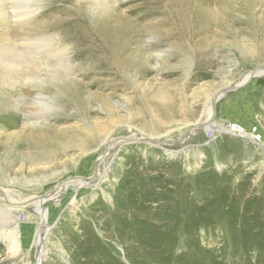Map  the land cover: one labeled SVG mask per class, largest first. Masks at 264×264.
<instances>
[{"label": "rangeland", "instance_id": "374dc122", "mask_svg": "<svg viewBox=\"0 0 264 264\" xmlns=\"http://www.w3.org/2000/svg\"><path fill=\"white\" fill-rule=\"evenodd\" d=\"M200 1L209 5L186 9ZM0 9V190H9L0 207L3 195L47 196L40 212L0 208V227L18 223L15 236L0 235V264H206L209 227L212 245L230 238L221 264H264L259 146L209 127L192 131L187 155L146 139L169 128L179 139L219 91L212 121L264 141V75L246 78L264 67V0H0ZM43 37L62 51L61 70L36 79L24 61L42 57ZM11 56L26 81L7 78ZM19 88L45 97L7 110Z\"/></svg>", "mask_w": 264, "mask_h": 264}, {"label": "bare ground", "instance_id": "6f19581e", "mask_svg": "<svg viewBox=\"0 0 264 264\" xmlns=\"http://www.w3.org/2000/svg\"><path fill=\"white\" fill-rule=\"evenodd\" d=\"M178 4H183V1H178ZM206 4V7L209 5V3H204L203 1H200V2H196L192 5L191 2L187 3L186 4V9H189L190 11L193 10L194 14L196 12H198L199 10L203 9V7L205 6ZM213 5V4H212ZM3 10V9H2ZM0 9V21H2L4 18H6L5 16V11L3 10L2 11ZM185 11V10H184ZM185 13V12H184ZM191 13V12H189ZM186 15V14H185ZM190 17V16H189ZM192 18V17H191ZM205 18V17H204ZM196 19V18H195ZM194 19V20H195ZM198 19V18H197ZM199 21V20H198ZM193 23V22H192ZM198 24V23H197ZM191 32V31H190ZM198 36V35H197ZM32 40V39H30ZM53 39L50 38V37H43L42 39L39 38V42L42 43V46H44L45 48V51H44V54L42 55L41 58H38V57H29L28 60L24 61V63H28L30 64L31 66V69L32 71L34 72V76L33 77H36V79L38 78V76H40L41 74V71H46L48 73V75H51V76H55L56 74L59 73V71L61 70L60 69V60L61 58L58 57V54H56L57 51H60V50H57L56 47L53 45ZM25 43V42H24ZM40 44V43H38ZM163 44V43H162ZM12 45V44H10ZM30 45V44H29ZM21 47H25V45H21ZM61 49V48H60ZM25 50V49H24ZM12 51V50H11ZM154 51V50H153ZM26 52V51H25ZM62 53V51H60ZM59 52V53H60ZM29 54V53H28ZM36 56V55H35ZM18 57V56H17ZM3 58V57H2ZM6 58V56H5ZM3 61V60H2ZM22 61V60H21ZM20 60H15L14 56H11L10 58H7L5 60V62H1V64H7L8 65V68L11 70H9L10 72H7L5 71V73L2 75V81L6 80V72H7V75L8 77L7 78H14V75L15 74H19L21 75V78H19L21 81L22 79L25 77L21 74L22 70H20ZM58 61V62H57ZM62 61V60H61ZM147 63V62H146ZM17 65V68H14L13 69V65ZM24 66V65H23ZM7 67V66H6ZM25 68V67H24ZM29 68V67H28ZM65 68V67H64ZM25 70V69H24ZM28 70V69H27ZM30 71V69H29ZM13 72V73H12ZM256 74V73H255ZM254 74V75H255ZM6 76V77H5ZM248 76H253V75H250V72L248 73V75L246 76V78H248ZM31 77V76H29ZM18 79V78H17ZM11 80L9 83H8V86H12L14 83H16L17 81H20V80ZM27 79V77H26ZM35 79V78H34ZM33 79V80H34ZM25 80V79H23ZM246 80V79H245ZM26 81V80H25ZM20 89V88H19ZM31 98L33 99L35 102H40L42 101V99L45 97L43 96V94L39 93L36 91V93L32 94L30 92H28L27 90H18L14 97H13V102L15 104H10L7 108V110H11L13 109L12 111L16 112V113H21V110L22 108L25 106L23 104H18L21 99L24 100L25 98ZM215 97V96H214ZM214 97H211V100H208L206 105H205V110H204V118L203 119H199L195 124H193V128L192 127H187L186 129L184 130H181L179 129L178 131L181 132V134L179 135L180 138L179 139H173L171 137V132H173V128H169L167 131H165L163 134H160L159 136L157 137H154L153 135L152 136H148L146 137V139L148 140L149 143H155V144H163V148H166L169 150L168 154L171 155V156H175V155H187V152L189 151V147H182V146H186L187 145V142L188 140L191 138L192 139V134H193V130L196 131L198 127H203V128H208V133H212V132H215L216 135L217 134H224V133H230V134H235V135H238L240 136L241 138H243L244 140H252L253 143L256 145V146H259V149L262 151V154L264 155V141H258L252 133H248L244 128H239L238 126L236 125H228V126H225V125H222V124H217L215 122H213L212 120L214 119L215 117V111L213 110L215 107V103L219 100V96H216L217 98L214 100ZM9 103V102H8ZM22 103V102H21ZM25 104V103H24ZM22 105V106H21ZM36 108H38V104L35 105ZM11 108V109H10ZM28 114H30L31 112L30 111H27ZM38 112H36L37 114ZM8 113H6V111L3 112V115H7ZM202 128V129H203ZM177 131V130H176ZM138 136V134H135ZM213 136V135H212ZM144 137V136H143ZM143 139V138H142ZM136 140V139H134ZM140 140V139H139ZM212 138L210 137V140L211 141ZM177 141V142H175ZM210 143V142H209ZM147 144V143H146ZM172 144H176L174 146V149L177 150L175 151L173 149V146ZM179 144V145H177ZM198 147V145H195L194 148ZM188 149V150H187ZM165 150V149H164ZM195 153H199L200 152V148H196L195 149ZM106 151V150H105ZM177 152V153H176ZM108 152H105L104 154L106 155ZM195 154V155H196ZM104 160V156L100 158L99 160V163L96 165V167H98L99 164H101L100 162H102ZM166 166V165H165ZM168 174V173H167ZM179 175V174H178ZM95 176H97V178H100L102 179L103 176L101 175V173L98 171H96L95 173ZM172 176V175H171ZM182 176V175H180ZM245 179V178H244ZM184 180V179H183ZM77 181L81 182L80 186H84V188L86 189V191H90L91 189H95V188H98V186H94L93 184L89 183V181L85 182V179H78ZM86 183H89L87 185H85ZM194 185V184H193ZM166 189H168L169 187L164 185ZM89 189V190H88ZM125 190V187L122 189V191ZM2 191H8L7 189H3ZM2 191L0 190V196L2 194ZM231 193H232V190H231ZM55 194V193H54ZM53 194V196H54ZM8 195V194H7ZM52 196V197H53ZM32 197V196H31ZM37 197V196H36ZM47 197V196H46ZM46 197H41L39 199H35V200H32L29 202V199L31 198H27L26 201L24 202H16V201H12L10 197H6V195H3L2 198L6 199L5 201V204L2 205L0 208L2 209V211L4 212V215L5 213L7 214H10L12 213V209L15 208V207H19L20 210H24L28 207H31L33 208L34 210L40 212V208H39V201L40 202H43L45 200ZM196 197V196H195ZM0 201L1 200V197H0ZM199 201V200H198ZM201 202V200H200ZM25 203V205H23ZM19 210V209H18ZM241 211V210H240ZM131 212V211H130ZM178 212H181L183 213L184 212V209L183 208H180L178 209ZM194 212L197 214L199 212V209L198 210H194ZM202 212V211H201ZM3 215V213H2ZM181 215V214H180ZM199 215V213H198ZM202 219V215L198 218V219H192L194 222H199L200 220ZM14 220V218H13ZM16 220V219H15ZM239 220V219H238ZM160 223V222H159ZM167 227V226H166ZM17 229H18V223L15 221H12L9 225H3L0 227V235H3L4 233L5 236H8V235H12L17 233ZM215 227H209L207 228V231L208 233L205 234V236L202 237V240L205 244L209 245L210 246H213L215 248V250H217L219 252V254L221 255L218 260V257L214 256V255H210V253L207 251V249L209 248H206L203 250V252L200 254L202 257H203V260H204V254H205V262L206 264H221V259H222V256L224 255L225 257H229V255L231 254V248H230V245H229V242H230V238H227L229 240H226V243L224 245V242L222 240L219 241V242H216V245H212V242H213V237L216 235H218L216 232H215ZM251 229V228H250ZM220 231V230H219ZM211 234H210V233ZM256 232V231H255ZM259 232V231H258ZM221 234V233H220ZM18 237V236H17ZM222 237V236H221ZM1 238H5L4 236H1ZM220 238V237H219ZM11 239H14L15 241H12L13 244L9 245V248L12 249L16 246H18V239L17 238H9V240L11 241ZM221 239V238H220ZM217 241V240H215ZM6 242V241H5ZM9 242V241H8ZM221 242V244H220ZM214 243V242H213ZM220 244V246L217 248L216 246ZM8 246V245H7ZM20 247V245H19ZM228 248V250H227ZM254 248V247H253ZM20 249V248H19ZM212 249V248H211ZM13 251V250H12ZM261 251V250H260ZM263 251V250H262ZM216 252V251H215ZM238 252V251H237ZM233 253V252H232ZM249 255V254H248ZM259 258V257H257ZM42 259V258H41ZM263 259V258H262ZM228 260V259H227ZM260 260V259H259ZM257 260V261H259ZM229 261V260H228ZM222 262H223V259H222ZM262 262V261H261ZM40 264V263H38ZM242 264V263H241ZM252 264H255V263H252Z\"/></svg>", "mask_w": 264, "mask_h": 264}, {"label": "water", "instance_id": "95a60500", "mask_svg": "<svg viewBox=\"0 0 264 264\" xmlns=\"http://www.w3.org/2000/svg\"><path fill=\"white\" fill-rule=\"evenodd\" d=\"M257 74V76H260V75H264V67H257L255 69H253L251 72H250V75H254V74ZM219 91L215 93V97H214V100L217 98L216 96H219ZM214 111H215V107H213Z\"/></svg>", "mask_w": 264, "mask_h": 264}, {"label": "built area", "instance_id": "2783aa9c", "mask_svg": "<svg viewBox=\"0 0 264 264\" xmlns=\"http://www.w3.org/2000/svg\"><path fill=\"white\" fill-rule=\"evenodd\" d=\"M255 130H253L252 132H254ZM255 138L258 140V141H263L262 137L260 134H256L255 135Z\"/></svg>", "mask_w": 264, "mask_h": 264}]
</instances>
